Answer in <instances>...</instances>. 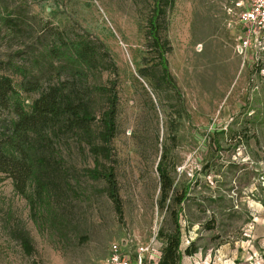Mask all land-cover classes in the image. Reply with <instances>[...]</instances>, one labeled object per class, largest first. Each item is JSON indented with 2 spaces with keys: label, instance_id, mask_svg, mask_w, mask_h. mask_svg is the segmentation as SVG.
I'll return each instance as SVG.
<instances>
[{
  "label": "rangeland",
  "instance_id": "rangeland-1",
  "mask_svg": "<svg viewBox=\"0 0 264 264\" xmlns=\"http://www.w3.org/2000/svg\"><path fill=\"white\" fill-rule=\"evenodd\" d=\"M165 1L163 61L149 33L156 0H0V61L32 77L46 67L36 40L47 22L86 32L111 54L119 96L111 164L123 205L120 217L76 150L66 157L72 189L45 210H32L0 173V264H106L113 243L164 244L160 232L177 223L182 247H198L182 264H264V52L235 50L244 0ZM15 10L29 15L21 32L5 21ZM35 97L23 93L26 109ZM160 162L173 180L166 200Z\"/></svg>",
  "mask_w": 264,
  "mask_h": 264
},
{
  "label": "trees",
  "instance_id": "trees-1",
  "mask_svg": "<svg viewBox=\"0 0 264 264\" xmlns=\"http://www.w3.org/2000/svg\"><path fill=\"white\" fill-rule=\"evenodd\" d=\"M165 2L156 0L149 26L163 61L167 48L158 20ZM28 17L15 10L7 14L5 21L11 30L21 32ZM44 25L36 40L42 45L37 63L46 65L40 76L32 77L26 68H14L11 60L0 61V114H10L0 122V173L12 179L14 191L28 201L32 210H45L57 191L72 189L66 157L76 150L88 164L85 171L89 179L105 183V190L122 217V200L111 164L119 104L117 65L100 39L48 22ZM165 62L163 70L169 77ZM8 71L21 77L20 88ZM105 72L113 78L105 80ZM23 93L37 94L30 109L24 106ZM158 173L162 198L166 200L173 180L162 162ZM174 201L179 206L183 202L177 196ZM159 236L164 244L157 264H182L185 256L198 251L194 243L182 247L178 223L173 233L161 231ZM25 246L31 247L30 240Z\"/></svg>",
  "mask_w": 264,
  "mask_h": 264
},
{
  "label": "built area",
  "instance_id": "built-area-1",
  "mask_svg": "<svg viewBox=\"0 0 264 264\" xmlns=\"http://www.w3.org/2000/svg\"><path fill=\"white\" fill-rule=\"evenodd\" d=\"M241 9L237 24L239 33L235 50L240 55L248 52H264V0H244L238 4ZM132 244L133 250L126 249ZM163 244L136 243L124 239L111 245L106 264H157L161 256Z\"/></svg>",
  "mask_w": 264,
  "mask_h": 264
},
{
  "label": "crops",
  "instance_id": "crops-1",
  "mask_svg": "<svg viewBox=\"0 0 264 264\" xmlns=\"http://www.w3.org/2000/svg\"><path fill=\"white\" fill-rule=\"evenodd\" d=\"M125 239V238H124ZM124 239H122V240H120V241H123ZM144 244H146V243H144ZM133 248H134V246H132ZM126 249H128L129 250V245H127L126 246ZM192 256V255H191Z\"/></svg>",
  "mask_w": 264,
  "mask_h": 264
}]
</instances>
